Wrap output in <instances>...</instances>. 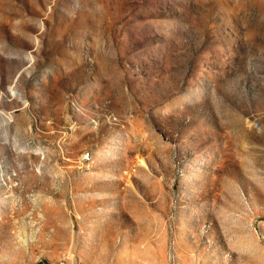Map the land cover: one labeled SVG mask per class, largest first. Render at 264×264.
<instances>
[{
	"label": "rangeland",
	"instance_id": "374dc122",
	"mask_svg": "<svg viewBox=\"0 0 264 264\" xmlns=\"http://www.w3.org/2000/svg\"><path fill=\"white\" fill-rule=\"evenodd\" d=\"M0 264H264V0H0Z\"/></svg>",
	"mask_w": 264,
	"mask_h": 264
}]
</instances>
